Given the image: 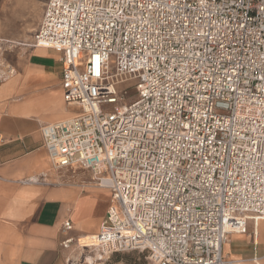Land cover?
<instances>
[{"label": "built area", "instance_id": "obj_1", "mask_svg": "<svg viewBox=\"0 0 264 264\" xmlns=\"http://www.w3.org/2000/svg\"><path fill=\"white\" fill-rule=\"evenodd\" d=\"M32 39L58 55L72 110L40 127L49 169L58 182L85 171L109 193L88 242L62 223L65 262L91 249L244 264L222 246L264 221V0H47ZM9 44L0 83L14 75Z\"/></svg>", "mask_w": 264, "mask_h": 264}, {"label": "crops", "instance_id": "obj_2", "mask_svg": "<svg viewBox=\"0 0 264 264\" xmlns=\"http://www.w3.org/2000/svg\"><path fill=\"white\" fill-rule=\"evenodd\" d=\"M46 2L0 0V13L4 4L22 9L17 29L0 32V41L10 43L4 57L14 70L12 77L0 83V264H58L65 253L60 248L62 223L71 221L69 236H93L109 200L102 188L60 187L53 172L48 175L49 184H24V179L50 171L40 127L69 118L58 55L28 46L24 60V9L25 17L36 22L34 34ZM92 194H99L104 205L97 221L89 224L85 217L95 204ZM222 254L244 264H264V221L248 220L246 234L230 235Z\"/></svg>", "mask_w": 264, "mask_h": 264}, {"label": "rangeland", "instance_id": "obj_3", "mask_svg": "<svg viewBox=\"0 0 264 264\" xmlns=\"http://www.w3.org/2000/svg\"><path fill=\"white\" fill-rule=\"evenodd\" d=\"M46 0H44L45 2ZM2 18L0 19V32H13L17 29L19 20L22 18V9L17 6H9L8 4L2 5L1 8ZM24 9V44L33 41V31L36 27L35 20L25 17ZM30 28V29H29ZM32 36V37H31ZM27 42V43H26ZM29 50L28 46H24V60L27 51ZM5 56V55H4ZM135 81L127 82L119 86L120 92L127 91L128 101L132 100L135 97L134 92ZM72 114V110L68 109ZM61 178L59 179L60 187L64 188H78L82 191L89 189H100L96 186V182L92 180L91 175L85 171L75 170L73 172L61 173ZM58 179V177H57ZM92 199L95 200V204L92 207L91 211L86 214V223L92 224L96 222L97 218L101 214V209L104 203V199L98 194H92ZM103 203V204H102ZM85 236H81V240L84 242ZM85 250V249H84ZM79 251L77 255H72L75 258L73 264H148L146 259V252L132 251V252H123V253H113L110 255H105L100 258H91L87 252ZM93 256V255H92ZM67 253H64V256L61 257L58 264H67L65 259ZM70 264V263H69Z\"/></svg>", "mask_w": 264, "mask_h": 264}, {"label": "bare ground", "instance_id": "obj_4", "mask_svg": "<svg viewBox=\"0 0 264 264\" xmlns=\"http://www.w3.org/2000/svg\"><path fill=\"white\" fill-rule=\"evenodd\" d=\"M24 46H26V44H24ZM72 114L69 112V117L71 116ZM52 174V172H51V170L49 171V172H46V173H43V177H44V181H49V180H52L51 178L49 179L48 178V175H51ZM47 175V176H46ZM53 178V177H52ZM61 178V177H60ZM54 180V179H53ZM44 183V182H43ZM49 184V183H48ZM53 184H56V182H53ZM59 184H61V183H58L57 182V185H59ZM96 186H98L97 184H96ZM99 188H102V187H100V186H98ZM103 189V188H102ZM90 237L91 236H85V238H84V243L85 242H88L89 241V239H90ZM85 252H87V254L91 257V258H93V256L91 255L92 253L94 254V256H95V258H102L103 257V255H101L99 252H97V251H95L94 250V252L93 251H91V249L90 250H88V249H85L84 250Z\"/></svg>", "mask_w": 264, "mask_h": 264}]
</instances>
